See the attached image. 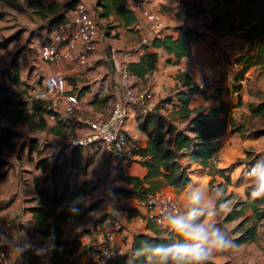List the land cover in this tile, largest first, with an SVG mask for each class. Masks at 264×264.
<instances>
[{"label": "trees", "instance_id": "obj_1", "mask_svg": "<svg viewBox=\"0 0 264 264\" xmlns=\"http://www.w3.org/2000/svg\"><path fill=\"white\" fill-rule=\"evenodd\" d=\"M79 1L85 3L84 0L65 2L55 0L48 4L45 0H0V6L16 12L30 10L44 21L45 25L42 27L47 31V35L41 44H45L51 40L59 22H69L71 19L69 12ZM223 3L228 6L239 3L250 16L243 14L238 21L236 18H230L225 22L223 17L215 16L209 20L208 29L205 31L190 26L175 27L176 35L166 34L153 39L151 44L157 51L145 53L138 62H132L130 71L140 80H149L150 75L157 68L159 50L169 56L168 63L173 58L179 62L182 58L191 55L194 43L201 41L205 36L211 35L216 38L222 34L237 35L250 43V48L235 59L243 67L241 73L235 77L237 82L245 77L252 66L264 69V0H224ZM85 5L87 7L86 3ZM219 7H222L220 2L216 8ZM94 8L100 10V16L103 18H108L114 13L122 19L124 26L134 25L142 20L131 8L128 0H95ZM87 10L94 19L88 7ZM2 18L3 15L0 14V19ZM146 25L148 27L147 21ZM97 27L102 33L100 26L97 25ZM108 27L107 38L110 35ZM257 40V48L253 50V47H256L254 41ZM38 55L42 63L48 64L41 59L39 52ZM1 73L8 79L9 84L0 81V123L27 125L30 130H48V133L57 135L61 141L69 139L70 136H76L72 129L63 128L67 126L65 125L67 123L74 128L72 120L63 117L61 111H58L49 100L34 99L30 96L29 99L24 100L17 91L13 90L12 87L24 94L29 87L28 83L22 79L20 69L15 62L10 69ZM174 79L176 83L173 93L158 100L155 105L157 110L136 117L140 129L148 135L146 146L135 150V155L139 156L137 162L146 168L145 176L143 178L129 176L120 168L117 173L118 178L131 187L117 188L116 193L125 197H137L143 202L162 192L166 186H172L181 191L191 183L193 167L208 169L211 175L219 174L225 181L224 186L221 184L223 189L231 182L230 176L226 173L229 169L218 168L214 157L220 147L221 137L228 130V125L233 132L245 134L248 131L246 124L235 120L231 112L232 106L221 98H217V104H205L192 108L191 100L195 95L202 94L205 99L208 95L200 90L186 73L178 72ZM117 86L119 91L118 76ZM240 88L241 85L238 86L239 90ZM82 92L83 90L81 94ZM112 97L109 94L97 99L96 103L107 106L112 101ZM166 104H172V108H166ZM249 111L251 117L264 119V99L258 104H251ZM51 115L54 117L55 124L48 127L47 118ZM255 134L264 135V130L257 131ZM20 136L15 129L0 125V178L5 177L15 158H20L18 150L23 149V144L17 141ZM47 147L53 149L51 145L41 143L36 138L28 142V155L32 157L36 152L35 167L45 173L42 180L39 177L35 178L36 197L33 201H36V204L31 208L34 230L42 235L43 246L52 251L50 264H78L75 255L82 244L77 239H69L65 228L72 220L84 219L89 211L97 207L96 202H89L87 206L81 203L95 191V185L90 181L79 184L75 178L87 174V169L98 152L88 156L87 148L75 146L56 152L54 160L51 161L52 155L44 154ZM96 150L101 151V146H98ZM245 154L248 172L258 160L264 158V152L255 153L251 149H247ZM251 190L252 186H249L245 190L246 198L235 201L223 218L224 223L238 221L231 230L232 239L238 247L260 239L258 228L264 219V200L253 201L250 196ZM232 197L233 194H230L219 198L218 202ZM138 211L133 208L129 210V214ZM109 216L106 214L102 219ZM102 219L95 220V225ZM147 228L151 229L152 234H136L131 253L115 257L109 260L108 264H157V258L149 249L155 247L157 242L172 243L174 234L166 233L149 222ZM137 249L140 251L138 252ZM27 255L23 253L22 259L26 258L29 264H35L37 259ZM88 264H92L91 256H88ZM208 264L218 263L209 260Z\"/></svg>", "mask_w": 264, "mask_h": 264}, {"label": "crops", "instance_id": "obj_2", "mask_svg": "<svg viewBox=\"0 0 264 264\" xmlns=\"http://www.w3.org/2000/svg\"><path fill=\"white\" fill-rule=\"evenodd\" d=\"M52 1L55 0H45L46 4ZM59 1L65 2L67 0H59ZM84 1L87 4V7L90 10L92 16L97 18L100 27L106 26V24L103 23L102 21L113 24L111 25L113 27L115 26L113 28V31H116L115 33L118 34V39H116L115 41H110V44L120 53H124V52L129 53L131 57V63L138 62L140 60V57L145 53H151L157 51L152 47V44L141 45V39L144 37V35L145 37L146 35H148L147 37L151 42L154 39V34L148 30V27L146 25V20L144 18H142L140 22L134 25L124 26V22L122 21V19H120L114 13L110 14L108 18L101 17L100 10L94 8L95 0H84ZM156 1L167 7L169 11H173V10L177 11L178 9V8L174 9L175 4L173 1L175 0H156ZM155 3L156 2H154V0L149 1L148 6L151 10L156 9ZM178 3H180V0L178 1ZM183 5L184 3L182 0L181 6ZM183 19L184 18L181 17L179 19L178 18L174 19V21L172 22H169V24H167L166 29L163 32V35L166 34L176 35L177 33L174 31V28L179 26H190L201 30L199 27H196L193 23H190L189 21L190 19H187L186 23H184ZM209 39H210L209 36H206V39L204 38L201 41L194 43L192 46L191 55L189 57L182 58L179 62H177L173 58L172 61L168 63L167 59H169V56L165 52L159 50L158 52L160 57L157 63V68L153 71L152 75H150L149 80L143 81L140 80L139 78L138 80L144 83L147 89L153 88V90L159 93V96H164L171 87L175 86L176 83V80L174 79L175 75L178 72H183L182 71L183 67L192 71L195 75L196 74L210 75V73H206L208 71L207 63L210 62V60L206 61L207 58L206 56L208 54L209 55L211 54V51L209 50V44H210ZM214 39L219 44V47H221L223 45V41H225V39L228 38L217 37ZM228 41H231L232 43L234 42L230 39H228ZM222 48L224 47L222 46ZM213 52L216 55V50H214ZM235 58H231V59H235ZM38 59H39V55H38ZM102 63L108 64L109 62L106 60V58H102V56L99 53H93L91 54V57L87 65L84 66H76L68 61H64L59 64L57 63V64H47V65L52 66V69L50 71L51 73L58 71L65 76L67 80L66 96H72V95L77 96L80 98V100L83 103L89 104L93 110L100 111L108 116L112 111L111 107H113L114 101L119 96V91H118V86L113 89L109 85V80L107 77H105L107 73L103 71ZM210 63L213 64L212 62ZM108 66L112 71L111 65L109 64ZM213 70L214 72L212 75L219 80L222 79V82L219 83L220 86H218L217 91L213 92L212 94L210 93L207 94L206 92V94L208 95L207 99H205L204 95L202 94L195 95V97H193V99L191 100L192 108L199 105H205L207 103L217 104L218 102L217 98H221L223 99V101L229 104V100H228L229 97L233 98V97H237L238 95H241L240 92H237L236 95H235L236 92H234L235 96L233 97L231 95H228L229 94L228 89L230 85L232 86L234 83V80L232 79V75L229 74L230 71H232V69L228 70L227 68L225 69L221 68V66L217 63L216 66L214 65ZM237 84L241 85L238 82ZM243 86L244 84L241 85V89L243 88ZM166 89L168 90L167 92L165 91ZM82 90L83 92L81 94ZM109 94H111V96L113 97H112V101L107 106H102L100 105V103H96L97 99L102 98L104 96L106 97ZM214 96H216V98ZM194 102H197V105H195ZM63 105H64V100L61 101L59 105L56 107L58 111H61V113L63 112ZM168 108L171 109L172 104H170ZM131 118L133 120V123L131 124V126H129V129L130 132H132L133 135L137 138L138 143H136V146L138 147V149L145 147L148 141V135L146 132L140 129L137 119L134 118L133 116H131ZM127 121L128 119L126 120L125 127H128ZM53 124H55V122H53L52 125ZM65 125L67 126L63 128L67 130L72 129L75 133L77 131H81V132L86 131V128H82L81 130H79L76 127L72 128V126H70V124L68 123ZM49 136H52L56 142L52 144L54 146V149H55V145H58L59 143L65 144L63 141H61V139L57 135L49 133ZM71 138L73 137L70 136L69 139ZM222 138L223 137H221L220 147L223 144ZM94 148L97 149V147ZM138 158L139 156L135 155L132 160L122 163L120 167L126 175L139 177V178H143L145 176L147 172L146 168L137 162ZM19 161H20L19 158L16 157L12 166L7 170L5 177L0 178V215L7 219L12 220L13 222L11 242L15 246L16 250L19 251L20 264H29V260H27L26 258L22 259L21 256L23 253H25L26 255L27 253H29L27 256H30L31 258H36L37 261L35 262V264H50L52 251L43 246L42 235L40 234V232H36L34 230V220L31 212V208L36 204V201H33V198L36 197L35 178L39 177L38 176L39 171L36 169L26 170L27 168L21 169ZM92 166L95 167L96 172H93ZM217 167L221 169H229L230 171V168L227 164L219 163ZM193 168L194 171L196 170L197 172L199 170L200 173L197 174L194 173L193 171L191 183L201 185L205 191L209 192L210 195L213 198L217 199L218 201L216 194L214 192H211L212 189L210 187L211 175L209 173V170L202 169L200 167H193ZM229 171H227L226 173L227 175L231 176L229 174ZM232 173L234 178V173L236 175L237 172L233 171ZM107 176L108 173L106 172V155L101 150L99 153L95 155L92 164L87 169V174L80 175L75 178V181L78 182L79 184L84 181L92 182L90 179L95 181L94 183L92 182V184L95 185V191L91 194L96 195L98 192L101 194L103 191L102 195L96 198L99 200L96 201L97 207L93 211H89L82 220H72L71 223L68 224L65 228L66 236L69 239H77L82 244L80 249L77 251L75 255L78 264H88V256H91V258H93L92 254L95 253L93 252V250H97L101 246V244L104 242L101 239H104V234L109 231H114L116 240L123 247L125 253H131L132 243L134 241V237L136 234L139 233L152 234L151 229L147 228L148 222L145 221L144 223H140L136 219V215L140 212L141 213L143 212L142 202L137 197H125L122 194L115 192V189L117 188H130L131 185L119 179L117 174L111 175V177L108 178ZM216 177L217 175L215 176V178ZM96 178L99 179L96 180ZM232 181L233 179L231 180L230 183H232ZM227 185L226 188L223 189L225 194L226 191L228 192L226 196L232 194V192L228 191ZM112 189L113 191L111 192ZM162 192H168L174 194L180 200L182 211L184 212L186 211L185 197L187 195V191L185 190V188L179 191L175 187L166 186L162 190ZM242 200H244V198H242ZM81 203H83L84 205L88 204L87 199H83ZM133 208H136L139 211L134 214H129V210ZM94 213H96L97 217L104 213L109 214L110 215L109 217L117 221V226L107 225L104 222V219L106 217L103 219L100 218L102 219V221L95 226L93 221H92L93 223L92 227L85 226L84 224L87 218ZM96 218L94 220H97ZM75 222L81 223L78 224L77 226L78 228L76 229L74 227L72 228L71 226ZM209 222L216 223L214 218H209ZM96 245L98 247L95 249ZM210 259H213L212 261H215V256L212 255Z\"/></svg>", "mask_w": 264, "mask_h": 264}, {"label": "rangeland", "instance_id": "obj_3", "mask_svg": "<svg viewBox=\"0 0 264 264\" xmlns=\"http://www.w3.org/2000/svg\"><path fill=\"white\" fill-rule=\"evenodd\" d=\"M178 1L179 0L173 1L175 4L174 9L178 8L177 11L175 10L169 11L167 7L160 4L158 1L154 0V2H156L155 3L156 9L153 11L159 13L162 16L166 25L169 24V22L174 21V19L177 18L179 19L183 17L184 23H186L187 19H190L189 20L190 23H193L196 27H199L203 31L208 29L207 23L215 16L223 17L224 22L230 18H236V21H238L241 18V15L243 14L246 16H250V14L246 10H243L241 8L239 3H235L231 6H228L223 3L224 0H183L184 5L181 6L182 0H180V3H178ZM219 2L222 4V7L216 8ZM0 14L3 15V18L0 19V81L9 84L8 79L5 76H3L1 72L6 69H10L12 63L15 62L20 69V75L22 79L28 83L29 87L26 88L27 92L24 94L20 93L16 88L12 86L11 87L13 88L14 91H17L21 95L22 99L26 100L29 99V96L31 95L33 96V92L35 89L42 87L45 76L48 75V73H51L50 71L52 69V66L42 63L38 59V52L41 47L40 45L43 42L45 36L47 35V31L44 30L42 27V25H45V22L42 21L40 18H38L36 15H34L30 10L16 12L11 9L0 6ZM94 19L97 25H99L97 18L94 17ZM102 22L106 24V26L100 27L103 30V32L105 30H108L107 29L108 26L113 25L110 23H106L105 21ZM108 28L110 29V35L108 36L109 37L108 41H115L116 39H118V34L116 35L115 33L116 31H113L112 29L113 26ZM147 36L148 35H146V37ZM217 37L228 38L234 42L232 43L231 41H228V39H225L222 45L224 48H222V46L219 47V44L211 35L209 36L210 38L209 50L211 51V54L210 55L208 54L206 56L207 57L206 61L210 60V62H212L213 64H211L210 62L207 63L208 71L206 73H210V75L213 74L214 65L216 66L217 63L219 64L218 60L220 56H222V58H224L225 60L227 59L226 60L227 64L225 67L228 70L232 69V71H230L229 74L232 75V79L234 80L233 85L232 86L230 85L228 89L229 92L228 95H231L233 97L235 96L234 92L241 93V95L237 97L228 98L229 104L232 106L231 112L237 122H244L246 124V129L248 130L245 134H241L238 132H233L231 130V127L228 125V130L226 131V134L222 136L223 144L221 145L220 149L218 150V152L214 157V162L216 163V165L222 163V164H227L229 166L230 168L229 174L231 175L230 176L231 180L233 179L232 183L227 185V189L228 191L232 192L233 197L231 199H226V198L222 199V202L231 201V203L229 204L227 209L220 210L218 212V215L214 217V220L216 222L215 224L217 226L225 228L229 232L230 237L232 238L231 230L237 225L238 221L224 223L223 218L225 214L229 211V209L232 207L235 201L241 200L242 198L244 199L246 198L245 190L249 186H252L250 182V177L248 176V167L245 161V156H246L245 151L247 149H251L255 153L264 152V135L255 134V132L257 131L264 130V119L261 117H256V118L251 117L249 111V107L251 104H258L262 99H264V69L258 66H252L244 77L245 78L244 86L242 89L240 88L241 90L240 91L238 89V86L240 85H238L237 81L235 80V77L237 75L233 70V68L230 66L231 58H235V57L237 58L239 56L238 54L245 53L250 48V43L246 42L243 38L238 37L237 35L233 36L228 34H222L216 36V38ZM204 38L206 39V36ZM254 43H256V47H253V50L257 48L258 40L254 41ZM214 50H216V55L213 52ZM100 55L102 56V58L106 57L104 51H101ZM102 65H103V71L107 73L105 77L108 78L109 85L114 89L115 87H117L116 72L115 70L111 71V69L108 66L109 63L108 64L102 63ZM196 75L199 76V74ZM214 78H215L214 85L209 86L206 89H203V91L207 92V94L208 93L212 94L213 92H216L217 87L220 86L219 83L222 82V79L219 80L216 77ZM173 88L174 87H171L170 89L167 88L169 89V91L166 89L165 91L168 92L164 96H159V93L153 90V88H148V90L153 91V94L155 96L154 103L156 104L159 99L170 96L173 93ZM42 100H46V99H42ZM47 100L52 101V98H49ZM194 104L197 105V102H194ZM207 104H211V103H207ZM226 119H228V117H226ZM47 121H48V127H50L51 124L54 122V119H52L49 116L47 118ZM72 122L73 124L74 123L76 124V122L74 121ZM132 123L133 120L130 115L128 116V121H127L128 127H125L126 134L133 140L134 143H138L137 138L133 135L132 132H130L129 129V126H131ZM0 125L14 128L21 135L19 138H17L18 143L23 144V149L18 150V154L20 155L19 163L21 169L22 168H27L26 170L36 169L35 167V161L37 160V155L35 154L36 152L32 157L28 155L29 152L28 142L30 139L33 138L38 139L41 143L44 142L53 147V149L47 147L44 154L52 155L51 161L54 160V156L57 150L54 149V146L52 144L56 142L52 136H49L48 130H44V131L30 130L27 127V125H22V124L15 125L6 122H1ZM76 127L77 129L81 130L79 125L78 126L76 125ZM83 134H84L83 131L76 132V136H82ZM72 139L73 138L67 139L63 142L65 144H70V141ZM59 144H63V143H59ZM87 152H88L87 155L90 156L92 152L93 154L97 152L99 153L100 150H96L94 147H92V148H87ZM92 168H93V172H96L95 167L92 166ZM38 171H39L38 176L40 180H42L45 173L41 172L40 170ZM233 171L237 172L236 175L234 173V178L232 173ZM194 173L199 174L200 171L198 170L196 172L195 170ZM216 175L217 177L215 178ZM216 175H211L210 187L213 189V190L211 189V192H214L218 199L224 198L228 192L226 191L225 194V192L223 191L224 187L222 188L221 184L222 186H224L225 181L220 177L219 174ZM108 177H111V175L108 174L107 178ZM98 179L96 178V180ZM90 180L93 183L95 182L92 179ZM112 191L113 189L111 190V192ZM102 193L100 194L98 192L96 195H94V198L90 202L98 201L99 199L96 198L102 195ZM183 213L184 211H182V214ZM105 214L106 213L101 214L98 217L96 216V213L91 214V216L87 218L84 225L92 227L94 223L95 226L94 219L96 217H97L96 219H100ZM78 224L81 223L75 222L71 226L72 228L74 227L76 229L78 228L77 227ZM258 231L260 234L259 240L252 243L243 244L239 246L237 249L214 253L213 255L215 256V262H217L218 264H264V219L262 220L258 228ZM101 240L104 241V239ZM97 247L98 246L96 245L95 249ZM97 250H93V252H96ZM209 260H213V259H209Z\"/></svg>", "mask_w": 264, "mask_h": 264}, {"label": "built area", "instance_id": "obj_4", "mask_svg": "<svg viewBox=\"0 0 264 264\" xmlns=\"http://www.w3.org/2000/svg\"><path fill=\"white\" fill-rule=\"evenodd\" d=\"M150 0H128L129 5L141 18H144L149 31L154 34V39L161 37L166 29L162 16L151 10L148 6ZM71 19L68 23L59 22L52 34L51 40L41 44L39 53L41 59L49 64H59L68 61L76 66L87 65L91 54L104 51L101 43V34L94 19L90 16L83 1H79L70 12ZM151 44L148 37L141 39V45ZM105 54V52H104ZM106 56V55H105ZM112 57L115 62V72L119 82V96L113 103L110 115L93 110L87 103H83L77 96H66L67 80L61 72L47 75L42 87L35 89L34 99L52 98V105L64 100L63 117L68 118L80 128H86L82 136H75L70 144L55 145L57 151L65 148L82 146L85 148L101 146L106 155V172L110 175L117 174L122 163L130 161L138 149L136 143L126 134L125 123L128 116L136 118L157 110L153 91H149L145 84L130 71L131 57L129 53H120L112 46ZM107 60V57H105ZM218 59V58H217ZM227 60V59H226ZM219 57L221 68H226V61ZM108 61V60H107ZM236 75L242 71V65L231 59V65ZM188 76L193 78L200 90L214 85L213 75H195L192 71L182 68ZM222 76V75H221ZM245 78L238 80L243 85ZM237 92L235 93V95ZM170 104H166L168 108ZM52 119L54 117L50 116ZM77 128V127H76ZM94 194L87 197L88 203ZM143 212L136 215L140 223L149 222L171 233L165 217L169 214H182L180 200L171 193L159 192L142 202ZM104 222L110 226H117V221L106 217ZM13 222L0 215V264H20L19 251L11 242ZM125 254L123 247L117 242L114 231L104 234V242L93 254L92 264H108L109 260Z\"/></svg>", "mask_w": 264, "mask_h": 264}, {"label": "clouds", "instance_id": "obj_5", "mask_svg": "<svg viewBox=\"0 0 264 264\" xmlns=\"http://www.w3.org/2000/svg\"><path fill=\"white\" fill-rule=\"evenodd\" d=\"M248 176L252 184L251 199L264 200V158L254 164ZM185 190L186 211L165 217L168 228L174 233L173 242H157L149 249L157 258V264H208L214 253L238 248L225 228L209 222L220 210L227 209L231 201L218 202L195 183L186 185Z\"/></svg>", "mask_w": 264, "mask_h": 264}, {"label": "water", "instance_id": "obj_6", "mask_svg": "<svg viewBox=\"0 0 264 264\" xmlns=\"http://www.w3.org/2000/svg\"><path fill=\"white\" fill-rule=\"evenodd\" d=\"M107 34H108V30H105L101 34V43L104 47L105 55L107 57L109 64L112 67V70H115V62H114V59L112 57V45L108 42Z\"/></svg>", "mask_w": 264, "mask_h": 264}]
</instances>
